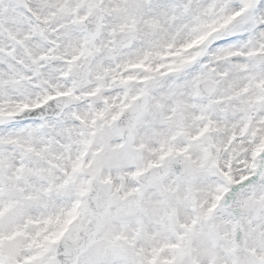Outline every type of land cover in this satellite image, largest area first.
<instances>
[{
    "label": "snow or ice",
    "instance_id": "6c2138e0",
    "mask_svg": "<svg viewBox=\"0 0 264 264\" xmlns=\"http://www.w3.org/2000/svg\"><path fill=\"white\" fill-rule=\"evenodd\" d=\"M0 264H264V0H0Z\"/></svg>",
    "mask_w": 264,
    "mask_h": 264
}]
</instances>
